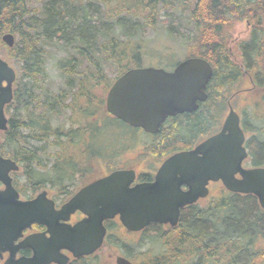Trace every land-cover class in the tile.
<instances>
[{
  "label": "trees",
  "instance_id": "1",
  "mask_svg": "<svg viewBox=\"0 0 264 264\" xmlns=\"http://www.w3.org/2000/svg\"><path fill=\"white\" fill-rule=\"evenodd\" d=\"M176 5L185 13L161 17ZM263 16L264 0H0V49L17 70L0 143V154L19 165L14 187L23 194L47 182L58 187L96 157L133 147L137 130L108 114L104 99L116 77L141 66L143 35L157 25L182 41L187 57L206 59L212 76L206 100L174 121L165 143L154 147L169 153L195 141L218 124L232 96L245 92L253 96L241 111L245 147L251 165L262 166ZM243 19L253 20L250 36L232 45L231 28ZM5 32L15 36L12 47L1 41ZM58 50L64 53L53 65L61 84L53 89L47 64ZM236 51L245 55L240 65L233 61ZM244 70L254 82L237 91ZM217 199L210 195L207 207L182 210L175 229L147 232L158 264H264V210L257 198L224 189Z\"/></svg>",
  "mask_w": 264,
  "mask_h": 264
},
{
  "label": "water",
  "instance_id": "2",
  "mask_svg": "<svg viewBox=\"0 0 264 264\" xmlns=\"http://www.w3.org/2000/svg\"><path fill=\"white\" fill-rule=\"evenodd\" d=\"M1 39L9 47L14 44L11 32L4 33ZM211 76V65L198 56L184 58L171 71L153 66L133 67L114 80L105 96V109L130 126L155 133L165 117L191 112L206 99ZM15 77V70L0 57V131L7 128L4 106L12 99ZM239 122V115L229 105L220 130L194 149L169 156L154 181L131 187L134 171L115 170L81 188L60 209L53 207L45 191L29 200L19 199L10 175L19 166L0 154V182L4 185L0 190V257L4 251L10 253L3 264L60 262L61 248L76 255L91 253L105 234L103 220L116 214L128 230H141L151 222L175 225L180 208L208 194L209 180H221L225 189L233 193L255 195L264 209V167L242 166L247 150ZM181 184L188 189L182 191ZM75 209L82 210L87 217L74 225L59 222ZM32 222L45 224L49 236L32 234L14 244ZM23 248H31L32 256L15 258L16 251ZM117 263L133 264L121 256Z\"/></svg>",
  "mask_w": 264,
  "mask_h": 264
},
{
  "label": "flooded vegetation",
  "instance_id": "3",
  "mask_svg": "<svg viewBox=\"0 0 264 264\" xmlns=\"http://www.w3.org/2000/svg\"><path fill=\"white\" fill-rule=\"evenodd\" d=\"M261 26L264 29V16L262 17L261 20ZM250 33H251V27L248 31L247 38H249ZM247 38L240 39L239 41L246 40ZM244 56L245 55L243 52L236 51L233 57L239 58V60L233 58V61L240 65L242 64V58ZM0 57L3 60L7 61L9 66H11L15 70V72H17L16 63L15 60H13V58L11 61L7 57L1 54ZM176 65L177 63H174L172 66L164 69L171 71ZM243 80L248 81L250 83V86L254 82V78L252 77V75H250V73L247 70H244V72L240 76L238 85L236 86L238 89L237 91L240 90L238 86ZM2 84L5 85L6 82L3 81ZM14 84H15V80L12 83V99H13ZM250 86L246 88L248 89L250 88ZM235 96H232L230 100L227 102V106L224 113L221 114L218 119V124L210 125V130L207 131L208 133L199 136V138H197L195 141L192 140V142L189 141L183 142L181 145L178 146L180 149L176 151H171L169 153H167L165 150H160L159 152L157 150L158 148H156L158 147L157 144L159 145V143L160 144L165 143L163 136L166 135V133H168L169 130L173 128V125L175 124L174 121H176L180 117H183L184 114L193 113L196 109H198V107L203 101L198 102V107L191 112H182L174 115H168L167 117L164 118L163 121L160 122L158 126V130L155 133L146 132L141 127L130 126L127 123L120 120L125 125L131 128H135L137 132L141 134V137L138 139V145L136 146L137 150H135L138 151L137 156L126 157L128 153L133 152V150L131 149H133L134 146L132 148H125V149L120 148L116 150L117 154L114 157L101 156V157H96L93 161H89L87 167L88 169L86 171L82 173H74V174L70 173V175L74 177V180H64L60 183L58 187H52V183L47 182L46 187H42L35 191L30 190L26 192V194H23L16 189L19 193V199L29 200L34 198L40 192L45 191L46 198L53 202V207L55 209H60L70 198L76 195V193L79 192L81 188H83L87 184L92 183L95 180L107 176L108 174H110L115 170L132 169L134 171V179L130 183L131 187L143 182H152L155 179V175L158 169L169 156L180 151L192 150L200 142L216 134L221 128L223 119L229 110V105L232 106L233 110L240 116L241 119L240 110L238 111V109L235 108L233 104V101L236 99ZM154 145H156V147H154ZM151 150H153L154 152H152ZM248 164L249 166H253L251 165L250 162H248ZM243 165L245 166L244 161H243ZM262 166H264V164ZM11 177L13 184L14 178L12 174ZM3 188L4 185L0 182V190H2ZM179 188L182 191H186L188 189V186L186 184H181ZM207 188H208V194L205 197L198 198L195 202L191 204H187L182 208H180L178 221L175 225H171L169 223L151 222L141 230H128L122 224L119 215L116 214L111 218H107L103 220L102 224L105 227V234L103 236L101 244L93 252L88 254L76 255L68 248H61L59 250L60 262L52 261L47 264H118L117 263L118 256L126 258L133 264H158L156 261V259H158V256L154 254L155 250H153L151 246L148 245L147 249H144L143 251L140 252H136L135 249L142 250L141 247H143L145 242L144 237H147L146 234L148 231H153L152 230L153 227H157V228L161 227L162 229H166V230H170L172 228L175 229V227L179 225L181 212L185 208L207 207L206 201L210 196V194L212 193V190L219 191L218 194L219 200L217 199V201H220L222 196V191L224 190V186L222 182L220 180H216V181L209 180L207 183ZM84 198L85 200H89L88 198L83 196V199ZM86 217L87 215L82 210L75 209L72 212L68 213L65 219L63 218L59 219V222L62 224L74 225L75 223L85 219ZM40 233H44L45 236L48 237L49 233L47 232V226L43 223L32 222L29 226H27L25 229L22 230V235L19 236L17 240L14 241V244L18 243L25 236L32 234H40ZM146 242L150 244V242L152 241L150 239H146ZM32 254L33 251L31 248H23L16 251L15 258H18L20 256L29 257L32 256ZM9 255H10L9 251L2 252V257H0V264H3L5 260L9 257Z\"/></svg>",
  "mask_w": 264,
  "mask_h": 264
},
{
  "label": "rangeland",
  "instance_id": "4",
  "mask_svg": "<svg viewBox=\"0 0 264 264\" xmlns=\"http://www.w3.org/2000/svg\"><path fill=\"white\" fill-rule=\"evenodd\" d=\"M185 13V11L181 8L180 5H176L174 9H169L162 13L161 17H174L175 15L179 13ZM253 23V20L243 19L240 21H236L234 25L231 28V35H232V45L236 44L240 39L247 38L248 31ZM155 29L147 28L144 38L145 45H144V53L141 56L140 65L141 66H154V67H162V68H168L172 66L174 63H177L180 60H183L187 57L188 51L184 47H180L178 43H181L182 41L178 40H172L162 28ZM263 38V37H262ZM52 52L53 49H50ZM5 48L0 49V54L5 56ZM64 52L58 50L54 51V56L48 58V72H49V78L51 83V88L56 89L59 84H61V77L58 73L57 68L53 65L56 58L63 55ZM234 59L239 60V58L233 57ZM250 83L246 80L241 81L239 84V88L244 89L246 87H249ZM235 100L233 101L234 107L238 109V111H241L245 108L248 102H251L253 99V96L250 94H245V92L237 93L235 96ZM137 138L134 143L131 144V147H133V152L128 153L126 157H135L137 156V150L136 146L138 145V139L141 137V134L139 132H136ZM245 166H249L248 163H245ZM219 191L212 190L211 196H218ZM207 203V201H206ZM149 243L144 242L143 247H141L143 250L147 249ZM153 248V246H151Z\"/></svg>",
  "mask_w": 264,
  "mask_h": 264
}]
</instances>
